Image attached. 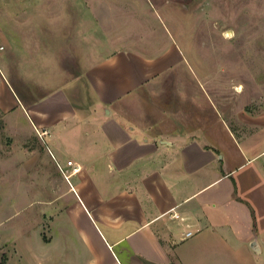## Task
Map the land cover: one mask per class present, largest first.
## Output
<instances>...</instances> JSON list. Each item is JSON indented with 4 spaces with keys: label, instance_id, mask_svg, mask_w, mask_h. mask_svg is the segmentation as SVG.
<instances>
[{
    "label": "rangeland",
    "instance_id": "obj_1",
    "mask_svg": "<svg viewBox=\"0 0 264 264\" xmlns=\"http://www.w3.org/2000/svg\"><path fill=\"white\" fill-rule=\"evenodd\" d=\"M152 1L166 9L157 12L160 25L148 27L121 10L126 0H100L98 11L86 10L88 0L84 9L78 0H0V254L6 264H86L93 257L83 248L75 194L65 182L51 187L56 129L48 126L46 136L32 113L36 104L45 111L51 89L79 79L91 63L138 49L141 38L151 53L176 49L172 68L119 108L129 124L151 134L172 137L210 108L215 119L219 114L237 128L244 110L264 108V0Z\"/></svg>",
    "mask_w": 264,
    "mask_h": 264
},
{
    "label": "crops",
    "instance_id": "obj_2",
    "mask_svg": "<svg viewBox=\"0 0 264 264\" xmlns=\"http://www.w3.org/2000/svg\"><path fill=\"white\" fill-rule=\"evenodd\" d=\"M126 1L134 23L160 25L166 5ZM139 41L51 89L45 111L33 106L43 133L56 129L51 187L65 182L80 203L86 264H264V108L244 110L237 128L210 108L172 137L129 124L121 103L170 70L171 54L179 60L173 47L151 53Z\"/></svg>",
    "mask_w": 264,
    "mask_h": 264
},
{
    "label": "trees",
    "instance_id": "obj_3",
    "mask_svg": "<svg viewBox=\"0 0 264 264\" xmlns=\"http://www.w3.org/2000/svg\"><path fill=\"white\" fill-rule=\"evenodd\" d=\"M7 260H8V257L6 255V253L0 254V264H6Z\"/></svg>",
    "mask_w": 264,
    "mask_h": 264
},
{
    "label": "built area",
    "instance_id": "obj_4",
    "mask_svg": "<svg viewBox=\"0 0 264 264\" xmlns=\"http://www.w3.org/2000/svg\"><path fill=\"white\" fill-rule=\"evenodd\" d=\"M68 165H69V166H72V162H68ZM189 235H191V234H189Z\"/></svg>",
    "mask_w": 264,
    "mask_h": 264
},
{
    "label": "water",
    "instance_id": "obj_5",
    "mask_svg": "<svg viewBox=\"0 0 264 264\" xmlns=\"http://www.w3.org/2000/svg\"><path fill=\"white\" fill-rule=\"evenodd\" d=\"M256 245V243H254Z\"/></svg>",
    "mask_w": 264,
    "mask_h": 264
}]
</instances>
